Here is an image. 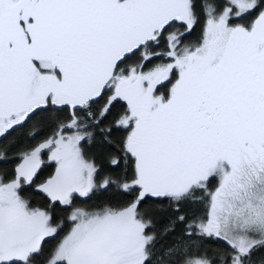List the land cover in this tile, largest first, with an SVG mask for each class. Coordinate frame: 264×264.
<instances>
[{"label": "rangeland", "instance_id": "obj_1", "mask_svg": "<svg viewBox=\"0 0 264 264\" xmlns=\"http://www.w3.org/2000/svg\"><path fill=\"white\" fill-rule=\"evenodd\" d=\"M227 2L208 15L200 44L178 55L169 100L153 96L169 70L140 75L134 151L141 197L176 199L214 179L210 210L195 229L244 256L264 240V12L248 31L232 29L228 22L256 0ZM192 22L190 0H0V137L38 108L86 106L162 26ZM80 141L51 143L57 169L38 189L51 204L67 207L95 189ZM34 158L0 186V264L28 262L58 232L48 213L19 197L18 181L40 168ZM148 241L133 208L104 210L77 218L50 264H142Z\"/></svg>", "mask_w": 264, "mask_h": 264}, {"label": "trees", "instance_id": "obj_2", "mask_svg": "<svg viewBox=\"0 0 264 264\" xmlns=\"http://www.w3.org/2000/svg\"><path fill=\"white\" fill-rule=\"evenodd\" d=\"M228 6L227 0H190L191 27L185 23L162 26L153 39L117 64L112 87L105 88L97 99L74 109H37L0 137V186L13 183L20 161L35 155L34 160L39 161L36 168H40L34 179L18 181L22 186L19 197L27 200L31 209L48 213L50 225L58 230L28 262L11 264H50L77 218L129 208L134 209L137 221L143 225V235L149 240L142 264H233L236 260L241 264H264V240L240 256L224 241L196 231V223L204 221L210 210L214 179L176 199L140 196L134 141L142 117L133 101L140 75L157 67L169 70L166 80L158 83L152 94L164 102L169 100L181 72L178 55L200 44L209 14L218 16ZM263 12L264 0H256L251 12L231 19L228 26L248 31ZM72 136L81 139V156L96 169L95 189L90 196L73 198L69 206L60 207L37 189L57 169L58 164L49 160L51 143Z\"/></svg>", "mask_w": 264, "mask_h": 264}, {"label": "flooded vegetation", "instance_id": "obj_3", "mask_svg": "<svg viewBox=\"0 0 264 264\" xmlns=\"http://www.w3.org/2000/svg\"><path fill=\"white\" fill-rule=\"evenodd\" d=\"M63 107H64V106H63ZM38 109H39V108H38ZM259 124H260V121H259V123H258L257 125H259ZM9 130H10V129H9ZM9 130H8V131H9ZM5 133H6V132H5ZM5 133H4V134H5ZM4 134H3V135H4ZM3 135H2V136H3ZM37 169H38V168H35L36 171H37ZM35 175H36V173H35ZM35 175H33V177H32L31 179H28V180H32V179H34ZM38 189H39V188H38ZM38 189H37V190H38ZM38 192H39V191H38Z\"/></svg>", "mask_w": 264, "mask_h": 264}]
</instances>
